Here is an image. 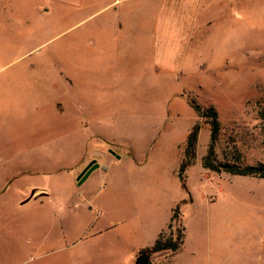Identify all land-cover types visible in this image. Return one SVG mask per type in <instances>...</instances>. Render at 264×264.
<instances>
[{
    "label": "rangeland",
    "instance_id": "374dc122",
    "mask_svg": "<svg viewBox=\"0 0 264 264\" xmlns=\"http://www.w3.org/2000/svg\"><path fill=\"white\" fill-rule=\"evenodd\" d=\"M37 1L0 0V264H133L123 250L120 263L113 260V233L124 229L129 243L130 212L144 200L159 206L164 191L194 200L180 204L187 223L208 218L217 237L207 239L205 225L188 236L199 257L209 254L207 264H264V180L216 178L202 167L209 119L188 103L217 113L218 161L264 164V0H210L188 52L178 60L170 52L167 64L91 53L87 64L76 49L82 25L54 38L62 23ZM169 12L188 14L172 5ZM176 35L170 22L169 51ZM87 102L98 116L80 122ZM196 124L183 188L180 145ZM132 152L142 163L134 171ZM87 162L97 168L79 179ZM121 173L136 179L120 184L112 176ZM39 188L47 197L21 204ZM146 190V198L132 194ZM211 196L215 205L232 202L230 228L208 213ZM213 214L220 217L219 209Z\"/></svg>",
    "mask_w": 264,
    "mask_h": 264
},
{
    "label": "crops",
    "instance_id": "0c3cea01",
    "mask_svg": "<svg viewBox=\"0 0 264 264\" xmlns=\"http://www.w3.org/2000/svg\"><path fill=\"white\" fill-rule=\"evenodd\" d=\"M202 1L203 0H39L37 2L44 4L46 9L43 11L50 21L62 23L61 26L54 29V38L60 37L73 27L82 25L81 31L76 35L77 37H81L80 41L76 42L79 44L76 49L86 55L84 61L87 64L91 63L88 57L90 53L109 55L112 62L118 61V63H120L123 58L125 61H127L126 58L135 60L136 56L139 55L140 59L147 62L167 64L171 53L173 55L177 54L176 60H178L179 55L185 54L186 46H188L191 37L194 36L193 33L196 30L199 31L202 22L206 19L207 15L211 13V1ZM170 5L177 10L182 8L184 13L188 12L187 16L181 14L178 19H176V14H171L169 12ZM170 22L174 25L178 42L175 44L173 41L169 51ZM63 28H65V30H62ZM173 45L174 47H172ZM175 47L177 50H175ZM187 52L188 48L186 50V53ZM71 62V59L70 61H66V65L68 64L71 67ZM113 65H116V63ZM111 67L110 65V68ZM82 85L86 86L87 84L82 82ZM80 110L82 113L80 122H83V118H88L86 113H91L93 118L98 116L96 113H99L97 105H90L88 102L86 106L83 104ZM70 113L74 112L70 111ZM189 131L190 128L185 132V139L180 145L182 152ZM200 131L199 134L201 133ZM126 157H129L128 164H130L131 171L136 170L137 166L142 165L141 161H136V156L133 152L131 156ZM182 157L183 154L181 153L179 164L182 161ZM119 158L121 159V157ZM88 163L89 162L83 166V169ZM215 174H217L215 175L216 178L221 176L220 173ZM211 176L212 172L205 175L206 179H209ZM112 178L121 184V182L127 181L132 183L135 181L136 176L121 173L118 175L114 174ZM145 182L146 180L144 179L143 183L145 184ZM33 191L35 194L30 198ZM31 193L21 204L31 199L47 197V191L45 189H33ZM132 194H135V198H137V196L146 198V196L149 195L147 190L144 192H133ZM216 201V196L209 197L208 213H212L214 222L221 219V225L224 226V229L230 228L233 223L232 202L226 201L224 205L220 202V204L217 203L218 205H215ZM180 204L191 207L194 205V200L191 197L186 198L179 194L174 195L170 191H164L159 206L153 207L151 201L150 204L147 205L146 200H144L142 206L136 205L137 207L130 212L129 216L131 220L129 232V237H131V239H129V243L126 237L127 232L124 231V229L120 228L113 233L112 249L110 250L113 260L117 258V262L120 263V256L123 250L125 254L131 257V261L134 264V258L137 252L143 248L151 247L158 235L166 231L174 208ZM218 209L220 211V217H216L213 214L214 211ZM180 215L181 223L185 230V238L180 250L176 253H162L154 258L152 264H199L200 262H206L205 264H207L209 254L204 256L205 259H203L204 257H202V255L199 257V251L188 236L191 235V238H195L198 236L196 231L199 225H205L207 239L208 237H217L216 235H212V232L207 228L208 218L203 219L196 215L187 223L185 216H182L181 213ZM217 251L219 252V250Z\"/></svg>",
    "mask_w": 264,
    "mask_h": 264
},
{
    "label": "trees",
    "instance_id": "16d2710c",
    "mask_svg": "<svg viewBox=\"0 0 264 264\" xmlns=\"http://www.w3.org/2000/svg\"><path fill=\"white\" fill-rule=\"evenodd\" d=\"M189 105L201 118L209 119L211 129L210 143L206 155L202 159V167L215 173H228L234 176H252L264 180V164L240 166L230 162H220L216 159L215 140L218 131L217 113L214 108L204 107L190 100ZM200 131L199 125H194L187 136V140L183 149V157L178 170V177L183 188H185V170L193 163L195 159V151ZM180 205H177L166 231L160 233L151 247L143 248L137 252L134 258V264H152L154 258L162 253H176L180 250L184 238L185 230L181 225V215L179 210ZM177 224V227H176ZM175 228V231H173Z\"/></svg>",
    "mask_w": 264,
    "mask_h": 264
},
{
    "label": "water",
    "instance_id": "95a60500",
    "mask_svg": "<svg viewBox=\"0 0 264 264\" xmlns=\"http://www.w3.org/2000/svg\"><path fill=\"white\" fill-rule=\"evenodd\" d=\"M94 162L89 163L84 170L81 172L79 179L82 178L83 180L94 170L97 168V165H94ZM34 191L31 193L30 198L34 196Z\"/></svg>",
    "mask_w": 264,
    "mask_h": 264
}]
</instances>
